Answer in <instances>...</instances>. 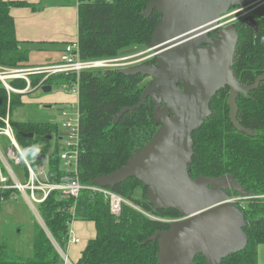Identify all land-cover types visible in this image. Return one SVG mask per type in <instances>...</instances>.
Listing matches in <instances>:
<instances>
[{
	"label": "trees",
	"instance_id": "16d2710c",
	"mask_svg": "<svg viewBox=\"0 0 264 264\" xmlns=\"http://www.w3.org/2000/svg\"><path fill=\"white\" fill-rule=\"evenodd\" d=\"M153 0H81L79 5L80 56L83 60L113 59L122 51L134 47H147L152 41L160 16H142ZM12 8H32L27 2L0 0V72L20 69L29 60V50L23 48L16 36ZM258 30L238 25L240 35L233 71L245 86H252L259 77H264V8L255 16ZM155 61L154 59H152ZM42 76H31V89L38 88ZM75 74L51 77L48 86H73ZM144 78L141 75L127 76L119 70L87 71L80 76L79 108L81 114V146L79 156L80 180L84 185H93L100 175H110L125 166L130 158L152 140L158 131L154 118L155 104L148 99L135 112L126 113L118 124L116 116L125 107L136 106L143 95ZM17 91L28 88L26 80H7ZM39 89V88H38ZM23 94L10 92L0 80V128L9 118L16 140L29 163L37 169L48 161V179L61 183L65 170L61 161L62 149L58 125L52 123L14 122L11 114L24 105ZM229 88L223 89L212 101L215 112L193 133L194 156L190 174L222 177L230 175L242 185L249 196L264 195V80L248 97L238 98V120L254 132L255 136L240 134L230 120L228 105ZM33 134L34 137H29ZM1 137V136H0ZM3 137V136H2ZM7 145L11 143L4 137ZM24 171L26 184L29 180L27 166H18ZM13 186L12 181L9 182ZM141 195H136L137 190ZM134 205L157 218L176 219L181 215L176 210L156 211L147 200L148 189L136 178L117 185L113 190ZM17 189L0 190L2 202L14 200ZM238 198L237 193L231 195ZM244 211L249 227L247 248L224 259L221 264H258V246L264 245V200L247 199L238 203ZM38 212L43 227L55 242L64 249L69 242L71 225L75 221L92 222L96 227L95 239L88 242L77 264H158V242L147 239L158 231L170 229L171 223L151 219L139 210L124 205L120 216L112 214L103 195L84 191L78 199H63L58 192L50 194L39 204ZM37 223L33 243V256H18L0 244V264H56L62 260L49 234ZM195 264H207L202 256Z\"/></svg>",
	"mask_w": 264,
	"mask_h": 264
},
{
	"label": "water",
	"instance_id": "95a60500",
	"mask_svg": "<svg viewBox=\"0 0 264 264\" xmlns=\"http://www.w3.org/2000/svg\"><path fill=\"white\" fill-rule=\"evenodd\" d=\"M255 1H152L142 16L150 18L154 11L161 15L147 45L155 61L119 70L127 76L141 75L150 82L140 102L121 109L115 124L152 99L158 131L125 166L110 175H100L94 185L114 190L136 178L148 189L147 200L156 211L179 212L182 218L173 221L170 229L158 231L144 243L158 242V264H195L199 256L207 264H221L248 246L245 229L250 221L238 203L247 200L249 192L230 175L193 179L190 168L193 133L215 114L211 104L223 89L229 88L230 120L237 132L255 136L238 120V98L258 89L264 77L245 86L235 76L240 35L235 23L222 25L231 10ZM246 21L257 28L251 16ZM43 91L51 92L52 86H45ZM233 193L239 197L232 198Z\"/></svg>",
	"mask_w": 264,
	"mask_h": 264
},
{
	"label": "built area",
	"instance_id": "2783aa9c",
	"mask_svg": "<svg viewBox=\"0 0 264 264\" xmlns=\"http://www.w3.org/2000/svg\"><path fill=\"white\" fill-rule=\"evenodd\" d=\"M264 8V0H256L255 2L243 7L238 8L235 11L229 13L222 19V25L227 26L234 22L235 17L239 15H251L253 13H258ZM237 15L230 20H226L228 17H232ZM226 20V21H225ZM225 21V22H224ZM224 22V23H223ZM135 56L132 57H117V59H101V60H91L86 61L83 60L80 56V50L78 44H71L67 46L66 50L62 54L60 60L56 63L46 64L42 66H36L30 69H7L4 73H1L3 76L0 78L4 83L7 89L10 92H19L22 93L24 91H17L12 89L7 80L10 79H25L29 82L31 76H42L43 78H51L56 75H69L75 74L77 76V82L73 86L65 85L63 86V91L74 95L78 100L77 103L74 104L70 109L73 111L70 112L68 109H64L62 111V115L65 118L64 128L66 129L65 136L67 141L62 145L60 144V148L62 149L61 153V161L63 164V168L65 170V177L63 178L61 183H51L48 179V161L44 160L37 169H34L32 165L29 163L27 157L19 146L12 126L10 124L9 118L4 120L5 127L0 128V136L6 137L9 139L11 145L7 149V152L4 153L0 146V157L5 164L9 176H4L2 173V169H0V190H11L17 189L19 192H24V195H27L26 199L28 203L33 208L37 217L40 218V221L43 223L42 218L35 208V205H39L44 203L51 193L58 192L60 193L63 199H78L80 195L84 191L91 192L93 194H100L105 197L110 205V209L112 214L115 216H120L122 213V208L124 205H128L133 207L136 210L144 213L141 208L134 205L124 197L118 195L113 190L109 188H101L93 185H84L81 183L79 176V156H80V146H81V135H80V108H79V97H80V76L83 72L87 71H98L100 69H112V70H120L127 67H131L134 63H126V61H131ZM136 65V64H135ZM41 86V84H40ZM61 140V139H60ZM59 140V141H60ZM57 142V141H56ZM24 163L29 171V180L26 184H23L19 177L16 175L12 164L20 166ZM12 181L14 183L13 186L9 185V182ZM29 192L28 194L26 193ZM39 193V195L37 194ZM14 199L15 195L13 196ZM248 199H262L264 200V195L262 196H253ZM240 203V202H239ZM152 218L153 216H149ZM152 219H155L154 217ZM45 228V227H44ZM50 235V234H49ZM51 236V235H50ZM54 246L57 251L62 256V260L64 264H74L69 256L62 251L60 246L55 242V240L51 237ZM79 244L81 240L74 236V233L71 229L69 242L68 244Z\"/></svg>",
	"mask_w": 264,
	"mask_h": 264
},
{
	"label": "rangeland",
	"instance_id": "374dc122",
	"mask_svg": "<svg viewBox=\"0 0 264 264\" xmlns=\"http://www.w3.org/2000/svg\"><path fill=\"white\" fill-rule=\"evenodd\" d=\"M235 10L236 9L231 10L230 13ZM235 16L237 15L228 17L226 20H230V18H233ZM122 53L123 55H121L120 57L135 56L133 59H131V61L129 60L126 61V63L135 62L133 65H131V67L135 66V64L137 65L141 63H147L149 60H152V55H153L152 51L147 47H134L131 49H126L125 51H122ZM114 59L117 58H113L111 60ZM104 70L107 69H100L98 71H104ZM108 70H112V69H108ZM1 73L4 72H0V78L3 77ZM49 79L50 78L47 79L43 78L40 81L41 86L40 84L38 86L40 90L38 88L33 89L34 91L39 90L38 92H34L31 94L27 93L25 95L23 94L24 105L15 108L13 110L11 114V119L14 122H34V123L48 122V123L56 124L58 125V134L53 140V146H55L58 138L61 139L59 142L60 144L63 145L67 141V138L65 136L66 129L64 128L65 118L62 115V111L64 109L66 110L68 109L70 112H72L73 110L70 108L77 103V99L75 98L76 101L74 102L67 101L65 103H61L63 102L62 100L54 101V98L57 95L60 96L62 99H68L69 95L65 94L63 91V86L61 87L59 85L52 86V91L49 93H45L43 91V88L45 86H48L47 81ZM10 80H15V79H10ZM21 80H25V79H21ZM148 83H149V79L146 78L144 79L142 86L146 87ZM0 146L4 151V153H6L7 149L10 147L7 145L6 140L2 136L0 137ZM12 167L16 175L19 177V179H21V181L24 182L25 181L24 171H22L17 165L12 164ZM0 169H2L1 171L4 176L5 175L9 176V172L5 164L3 163L1 157H0ZM141 192L142 191L140 189L137 190L136 195L139 197L141 195ZM23 193L20 192L15 194V198H16L14 199L15 201L13 200L12 202H5L1 204L3 205L2 207L3 213L0 211V239L3 240L0 242V244H4L3 247H6L8 251L18 256L29 258L33 256V242L36 233L37 223L38 224L41 223L42 227L44 225L40 221V218L37 217V215L35 214L31 205L28 203L26 199L27 195H24L25 193L24 194ZM26 193L28 194L29 192L26 191ZM37 194L39 195V193ZM38 207L39 205H35V208H37V210ZM9 208H11L12 210H10ZM143 214H145L148 217L151 215L155 218V220H159L167 223H171L174 220L178 219L176 218L170 220L165 218H157L156 216L148 212H144ZM44 231L47 233V235L49 234L45 228ZM49 237L51 236L49 235ZM258 264H264V245L258 246Z\"/></svg>",
	"mask_w": 264,
	"mask_h": 264
},
{
	"label": "crops",
	"instance_id": "0c3cea01",
	"mask_svg": "<svg viewBox=\"0 0 264 264\" xmlns=\"http://www.w3.org/2000/svg\"><path fill=\"white\" fill-rule=\"evenodd\" d=\"M3 1L27 2L37 8L36 10H33L32 8L11 9V16L15 21L17 39L23 48L29 50V60L23 65L24 69L56 63L60 60L67 46L78 43L79 5L81 0ZM28 85V88L23 93H15L25 95L27 93L31 94L40 90L34 91L31 89V80H29ZM64 93L69 95L68 99H62L57 95L54 98V101L62 100L63 102L61 103L76 101L77 98L74 95H71L66 91H64ZM12 201L13 200L7 202ZM2 207L3 205L0 206V211L3 213ZM9 209L12 210L11 208ZM71 229L74 236L81 240V243L67 244L64 249L60 248L69 256L70 260H73L71 261L74 264H77L82 258L88 242L95 239L96 227L92 222L75 221L72 223ZM2 240L3 239H0V242ZM56 264H64V262L61 261Z\"/></svg>",
	"mask_w": 264,
	"mask_h": 264
},
{
	"label": "flooded vegetation",
	"instance_id": "af4514ba",
	"mask_svg": "<svg viewBox=\"0 0 264 264\" xmlns=\"http://www.w3.org/2000/svg\"><path fill=\"white\" fill-rule=\"evenodd\" d=\"M154 1V0H153ZM154 13H157L159 16H160V18H161V15L157 12V11H154L152 14H151V16L154 14ZM259 14V12L258 13H253V14H251V15H239V16H237V17H235L236 19L234 20V22L233 23H235L236 24V27H237V29H238V25H240V24H245V26L246 27H250L251 29H254V30H258V24H257V21H258V19H256V15H258ZM150 16V17H151ZM249 16H251L252 18H253V20L255 21V23H256V26H257V28L255 29V28H253L252 26H249L248 25V23H247V21H246V18L247 17H249ZM159 18V19H160ZM159 21V20H158ZM212 37H213V34H212ZM154 61L153 60H149L148 62H147V64H150V63H153ZM258 79V78H257ZM149 82H150V80H149ZM255 83H256V81H255ZM178 220V219H177ZM175 221V220H174ZM172 223V222H171Z\"/></svg>",
	"mask_w": 264,
	"mask_h": 264
}]
</instances>
